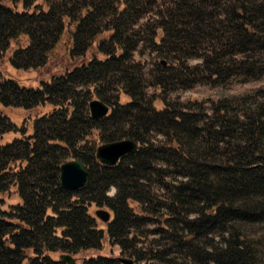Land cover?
I'll list each match as a JSON object with an SVG mask.
<instances>
[{"label": "trees", "instance_id": "1", "mask_svg": "<svg viewBox=\"0 0 264 264\" xmlns=\"http://www.w3.org/2000/svg\"><path fill=\"white\" fill-rule=\"evenodd\" d=\"M61 42L74 64L39 88L0 73V139L16 133L0 142V194L19 197L0 200V264L100 250L93 205L110 211L120 254L81 264H261L264 90L209 103L168 95L264 79V0H0V56L11 49L13 68L45 66ZM93 98L110 108L101 119ZM125 138L138 146L115 164L97 157ZM72 158L87 171L76 190L59 179Z\"/></svg>", "mask_w": 264, "mask_h": 264}, {"label": "rangeland", "instance_id": "2", "mask_svg": "<svg viewBox=\"0 0 264 264\" xmlns=\"http://www.w3.org/2000/svg\"><path fill=\"white\" fill-rule=\"evenodd\" d=\"M64 45L62 42L58 45L55 49L54 54L50 57L47 64L43 67L36 68V69H29L27 71L17 70L13 68L8 60V56L10 55L11 49H8L3 55L0 56V73L3 77L12 79L21 87H32V88H39L41 81H48L51 76L58 75L62 73L66 68L70 67V65L74 64V61L69 59L64 51ZM135 57H139L138 54ZM142 59L150 66L152 63L155 62L154 55L149 54L148 51H145V54L142 55ZM199 60L192 59L190 63L195 64ZM258 90H264V79L250 81L245 83H238V82H231L225 86L221 87H210L206 85H195L191 89L187 90H178L168 95L169 100L179 99L182 102H186L188 100L194 101H206L209 103L210 101H215L220 98H238L246 94H252ZM148 92L150 94L154 93L157 95L158 90L149 88ZM11 110V109H9ZM15 112V111H14ZM16 114L13 113L7 114L9 118L17 122L18 119H22L23 112L16 111ZM16 133H6L0 139V142L10 141ZM114 192V189H110L108 194L111 195ZM0 200L2 201V205H8L12 203H17L19 201V197L17 194L12 193L10 195L0 194ZM3 206V207H4ZM97 208H103L108 210L104 206H92L91 213L94 214ZM109 211V210H108ZM110 213V211H109ZM97 223L99 228L103 229L104 235L102 239V246L101 249L98 251H87L81 252V254L74 255L78 264H81V259L88 256H97V255H106V256H117L120 254V249L118 246L112 245L109 243L107 233H106V223L99 220L97 218ZM251 231V229H249ZM261 235L260 232L256 234H252V236ZM151 236L148 238H143L142 241L144 244H139V247L142 249H146V244L151 239ZM259 241V240H258ZM258 247L261 250V264H264V238H260ZM147 262H141L140 264H146ZM149 263V262H148ZM151 264V263H150ZM153 264V263H152Z\"/></svg>", "mask_w": 264, "mask_h": 264}, {"label": "water", "instance_id": "3", "mask_svg": "<svg viewBox=\"0 0 264 264\" xmlns=\"http://www.w3.org/2000/svg\"><path fill=\"white\" fill-rule=\"evenodd\" d=\"M162 64L165 63L161 60ZM90 116L93 119H101L108 114L109 106L101 99L94 98L88 103ZM138 144L132 139H120L110 141L99 145L96 148L97 157L104 163L113 165L123 155L135 150ZM87 171L84 163L76 158L65 161L60 166V184L63 188L68 190H76L82 187L86 181ZM95 216L103 222H108L110 219V213L103 209L98 208L95 211ZM59 259L65 264H78L75 258L67 252L61 253ZM124 263H131V260L121 259Z\"/></svg>", "mask_w": 264, "mask_h": 264}]
</instances>
